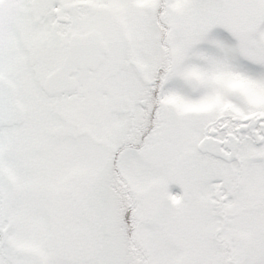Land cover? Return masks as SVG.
I'll use <instances>...</instances> for the list:
<instances>
[{
	"label": "snow or ice",
	"instance_id": "1",
	"mask_svg": "<svg viewBox=\"0 0 264 264\" xmlns=\"http://www.w3.org/2000/svg\"><path fill=\"white\" fill-rule=\"evenodd\" d=\"M0 264H264V0H0Z\"/></svg>",
	"mask_w": 264,
	"mask_h": 264
}]
</instances>
